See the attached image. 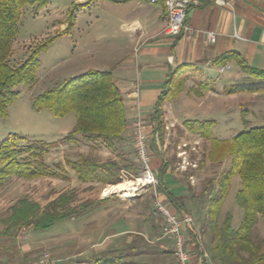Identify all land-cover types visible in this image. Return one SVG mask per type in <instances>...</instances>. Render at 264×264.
<instances>
[{
    "label": "crops",
    "instance_id": "crops-1",
    "mask_svg": "<svg viewBox=\"0 0 264 264\" xmlns=\"http://www.w3.org/2000/svg\"><path fill=\"white\" fill-rule=\"evenodd\" d=\"M217 1L219 3L215 0H201L187 14L191 33L171 36L162 35L166 16L160 4H149L146 0H113L111 5L99 4L120 33L128 35L136 57L128 58L127 55L117 59L108 65V69L91 67L93 70L112 71L128 117V128L115 151L102 144L98 146L105 155H109L111 159L108 161L138 162L134 156L129 125L132 108L137 100L145 132L150 138L151 168L156 177V183L145 188H151L155 199L160 200L178 217L187 218L192 225L200 242L201 252L199 254L184 226L190 264H201L203 259H206V264H216L209 259L210 241L204 228L207 219L205 197L212 193L204 197L199 194L202 189L199 188L200 180L207 172V160L198 165L192 158L191 161L197 166L182 169L181 150L177 148L190 138H197L195 126L190 123L192 121H212L210 133L213 137L218 136L215 128L221 124L220 118L227 116V107L222 103L226 94L222 92L221 84L219 90L209 89L196 95L200 90H194V82L189 84L179 96L167 98L161 103V130L157 129V121L153 119L156 103L166 82L175 72L189 76L192 81L196 76L213 80L214 74L221 78L224 71H227V77L237 76L240 79L244 74L236 58H241L250 67L264 70V0ZM119 6L124 9L116 8ZM116 31L114 30L115 35ZM208 34L213 37L210 39ZM226 52L235 56L223 66L212 64ZM192 72L194 78L190 77ZM211 95H216V99L211 98ZM153 140L156 148H153ZM128 174L122 170L120 177H132ZM160 179L168 192L184 199L187 216L179 214L164 193L157 192ZM239 183V179L234 177L229 192L233 184L237 185V191ZM88 185L98 191L92 198L95 205L82 214L83 218L91 213L94 216L90 225L92 230H84L82 240L80 237L76 264H177L173 253L174 241L165 233V221L154 205L149 208L144 192L124 197L118 195L121 193L119 190H109V187L116 184L93 181ZM227 198L223 203L224 207L228 203ZM233 209L242 214L239 208L233 206ZM222 211L220 210L219 216Z\"/></svg>",
    "mask_w": 264,
    "mask_h": 264
},
{
    "label": "trees",
    "instance_id": "trees-1",
    "mask_svg": "<svg viewBox=\"0 0 264 264\" xmlns=\"http://www.w3.org/2000/svg\"><path fill=\"white\" fill-rule=\"evenodd\" d=\"M47 2L48 0H0V113L2 115L6 114L8 104L17 94L14 87L18 84L31 85L35 82L36 70L40 64L38 56L54 39H47L32 49L20 65H10L12 41L18 33L22 8L26 5L42 7ZM234 56L235 54L226 52L216 58L212 64L223 66ZM236 60L244 76L238 82L225 86L223 88L225 94L264 93V70L246 65L241 58ZM174 74L166 82L154 109L153 119L157 121L159 130L163 128L161 103L167 98L175 97L183 86L185 76L178 72ZM194 81L200 87L207 89V82L204 79L194 78ZM32 105L35 110L48 109L55 117L73 113L75 123L66 135L68 138L80 135L88 142L102 144L114 151L128 128L125 103L111 70L89 69L80 75L69 77L35 97ZM190 123L195 126V131L210 140L209 148L202 154L200 164H204L205 160L222 162L227 158L230 159V166L221 174L216 192L213 193L212 179H209L199 192L202 197L212 193L205 197L207 201L205 229L210 241L209 259L216 264H264L262 248L264 241H257L254 235L258 219L264 221V125L244 129L226 140L216 139L211 135L212 121ZM24 141L26 139L17 134H9L0 141V185L11 176L27 179L64 177V174L51 170L42 162L47 150L55 147L58 142L32 141L21 147L17 146L19 142ZM154 143L153 140V148H156ZM22 153L34 158L35 164L21 157ZM67 163L82 182L99 181L104 184H117L122 181L120 177L122 170L134 176H138L141 172L138 164L130 160H125L124 163L116 160L96 163L91 159H84ZM58 168L63 171L61 164H58ZM234 177H238L240 181L234 200L242 212L237 227H233L232 215L229 212L219 220L220 210ZM159 182L157 192L164 193L176 211L187 216L184 199L168 192L161 179ZM150 194V198L154 201V194L152 192ZM75 195L72 190L63 191L43 207L36 201L26 197L21 198L9 208V214L2 220L6 231L21 227H31L37 231L46 230L57 221H63L89 210L96 203L93 200L72 205ZM186 228L200 254V242L190 222L186 223ZM205 260L203 259L201 264H206Z\"/></svg>",
    "mask_w": 264,
    "mask_h": 264
},
{
    "label": "rangeland",
    "instance_id": "rangeland-1",
    "mask_svg": "<svg viewBox=\"0 0 264 264\" xmlns=\"http://www.w3.org/2000/svg\"><path fill=\"white\" fill-rule=\"evenodd\" d=\"M112 1L48 0L47 4L42 7L26 5L22 8L18 33L12 41L10 65H20L32 49L47 39H54L38 56L40 64L36 70L35 82L31 85H16L14 90L17 94L8 104L6 114L0 113V141L9 134H17L26 139L24 142H19L18 147L32 141L58 142L55 147L47 150L42 157V162L51 170L64 174V177L47 176L27 179L11 176L0 185V264H29L38 260L43 253H49L52 259L58 260L57 264H76L80 237L82 240L84 230L86 232L92 230L90 226L94 216L92 213L85 218L81 213V217L79 214L63 221H57L48 229L40 231L33 230L31 227L6 231L2 220L9 214V208L24 197L36 201L43 207L61 192L72 190L76 194L72 205L93 201L92 198L98 190L95 191L92 185H88L90 182L80 181L74 169L67 162L91 159L100 163L107 162L111 158L101 151L102 148L97 143L88 142L80 135H75L71 139L66 136L75 123L73 113L55 117L46 108L35 110L32 104L35 97L69 77L80 75L93 67V69L102 67L108 69L110 67L108 65L127 55L128 58L136 57L128 35L120 33L116 25L114 26V21L108 19V14L104 13L99 6V4L111 5ZM116 8L124 9L122 6ZM114 30H117V35L114 34ZM226 74L227 71L222 72V79L218 74L213 75L215 78L213 80L198 76L196 78L204 79L207 82V89L216 90L218 88L219 90L222 84V92L225 94L223 88L239 80L237 76L229 78ZM192 75H194L193 72L190 76ZM188 77H184L183 86L180 87L181 91L176 96H179L189 84L195 83ZM195 89L200 90L195 93L196 95L209 90L196 83L194 84ZM211 96L215 99L217 97L216 95ZM222 103L227 107V116L221 117L219 120L221 124L215 128L218 134L215 136L216 139L229 140L244 129L264 125V93L226 94ZM196 136V139L190 138L177 148L181 150L182 169L195 168L197 164L199 165L202 160V151L207 152L209 148V138L203 137L198 132ZM198 136L201 138L199 139ZM134 154L137 159L136 151ZM20 156L35 164L34 158L29 154L22 153ZM192 158L197 164L191 161ZM229 160V158L222 162L207 160L206 176L200 180L199 188H203L208 180L212 179L213 193H215L221 174L230 166ZM58 164L62 165L63 171H60ZM137 164L140 167L138 162ZM136 177L132 175L130 178L121 179L122 182L129 181L133 188L135 187L134 190H129L133 192V196L141 191L144 192L145 201L150 208L155 202L150 198L152 189H146V186H135ZM236 189L237 185L233 184L227 196L228 203L225 207L222 205L223 211L221 208L223 215L219 216V220H222L227 212L231 213L233 227H237L242 218V214L234 212L237 209H233V206L238 208L234 200ZM118 195L122 196L121 193ZM254 235L257 241H264V221L261 219L257 221ZM262 248L264 250V242Z\"/></svg>",
    "mask_w": 264,
    "mask_h": 264
},
{
    "label": "built area",
    "instance_id": "built-area-1",
    "mask_svg": "<svg viewBox=\"0 0 264 264\" xmlns=\"http://www.w3.org/2000/svg\"><path fill=\"white\" fill-rule=\"evenodd\" d=\"M149 4H160L165 10L166 24L162 30V35L171 36L179 34H190L191 26L187 22L188 11L197 6L201 0H146ZM219 3L217 0H215ZM211 39L212 34H208ZM135 96H137L135 94ZM130 129L133 136L134 149L136 151L137 160L140 165L141 173L135 178V186H149L156 183V177L151 168V156L149 149V141L145 132L144 122L141 117L139 103L134 102L132 113L130 116ZM133 182V181H132ZM135 189V187H134ZM134 189H130L131 191ZM155 208L159 211L165 220L166 235L170 236L174 241V255L177 264H190V255L186 247V237L184 234V226L188 221L187 218H180L172 213L160 200L157 198L154 202ZM58 260L51 258L49 253L43 255L36 261L29 264H57Z\"/></svg>",
    "mask_w": 264,
    "mask_h": 264
},
{
    "label": "bare ground",
    "instance_id": "bare-ground-1",
    "mask_svg": "<svg viewBox=\"0 0 264 264\" xmlns=\"http://www.w3.org/2000/svg\"><path fill=\"white\" fill-rule=\"evenodd\" d=\"M131 185H132L131 183L120 182V183H118V184H116V185H114L112 187H109V190H112V191L113 190H119V191H121L122 196H124V197H131V196H133L132 195L133 192L131 193V191H129V190L130 189H134L133 188V185L132 186ZM127 186H129V187L127 188Z\"/></svg>",
    "mask_w": 264,
    "mask_h": 264
}]
</instances>
